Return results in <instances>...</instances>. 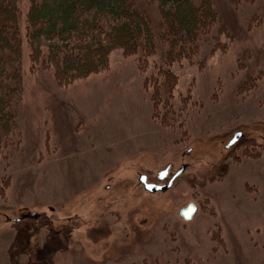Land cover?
<instances>
[{"label":"rangeland","instance_id":"374dc122","mask_svg":"<svg viewBox=\"0 0 264 264\" xmlns=\"http://www.w3.org/2000/svg\"><path fill=\"white\" fill-rule=\"evenodd\" d=\"M28 2L18 142L0 153V264H264V0H213V32L171 65L170 87L156 34L148 58L114 49L106 68L60 82L30 56ZM139 3L158 34L157 5ZM236 130L246 138L226 149ZM168 162L188 168L147 195L137 176Z\"/></svg>","mask_w":264,"mask_h":264},{"label":"trees","instance_id":"16d2710c","mask_svg":"<svg viewBox=\"0 0 264 264\" xmlns=\"http://www.w3.org/2000/svg\"><path fill=\"white\" fill-rule=\"evenodd\" d=\"M142 1L160 11L158 34L141 0H29L25 33L30 56L34 63L52 66L57 79L69 83L106 68L114 49L148 58L156 34L166 42L165 64L159 62L158 67L164 86L170 87L171 65L197 54L201 37L211 32L218 13L213 0ZM241 1L246 0H231ZM21 7V0H0V153L18 142Z\"/></svg>","mask_w":264,"mask_h":264},{"label":"flooded vegetation","instance_id":"af4514ba","mask_svg":"<svg viewBox=\"0 0 264 264\" xmlns=\"http://www.w3.org/2000/svg\"><path fill=\"white\" fill-rule=\"evenodd\" d=\"M246 136L247 135L244 131L236 130L235 132H233L232 136L225 143V148L229 149V150L234 149L236 147V145L238 146L241 143L242 139L246 138ZM190 152H191V149H188L187 151H185V153H190ZM187 168H188V164L186 162H182L175 169L173 168L172 162H168V164H166L163 168L156 171L155 176L151 175L148 171H145V172L141 171V173L138 172L139 175L137 176V183H139L141 185L143 191H145L147 193V195H157L158 193H166L169 190H171V188L176 183V180L182 175L183 172L186 171ZM147 184L161 186V187H164V189H157V190L151 192L150 190H148L146 188ZM111 188H112V185L110 183H107L105 185V189L110 190ZM191 203L196 205V211H197V208H198L197 204L195 202L191 201V202L187 203L186 205L179 208L178 213L182 218H184V217L180 214V209H182L183 207H185ZM39 216H40V214H38L37 217H39ZM103 217H104V215H102V219H103ZM193 217L191 219H193ZM66 219L68 221H71L72 218L67 217ZM191 219H189V220H191ZM185 220H188V219H185ZM69 226L72 228L75 227L74 225H69Z\"/></svg>","mask_w":264,"mask_h":264},{"label":"water","instance_id":"95a60500","mask_svg":"<svg viewBox=\"0 0 264 264\" xmlns=\"http://www.w3.org/2000/svg\"><path fill=\"white\" fill-rule=\"evenodd\" d=\"M146 188L148 190H150L151 192L157 190V189H164V187L161 186H156V185H152V184H147ZM196 212V205L191 203L185 207H183L182 209H180V214L185 218V219H191L194 214ZM38 214L34 213V212H29V213H25L22 215V217L14 219V218H10L12 221H21L22 219L25 218H35L37 217Z\"/></svg>","mask_w":264,"mask_h":264}]
</instances>
